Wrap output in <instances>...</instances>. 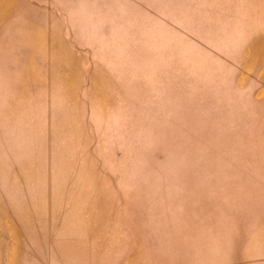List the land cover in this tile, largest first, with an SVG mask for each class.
<instances>
[{"label":"rangeland","instance_id":"obj_1","mask_svg":"<svg viewBox=\"0 0 264 264\" xmlns=\"http://www.w3.org/2000/svg\"><path fill=\"white\" fill-rule=\"evenodd\" d=\"M0 264H264V0H0Z\"/></svg>","mask_w":264,"mask_h":264}]
</instances>
